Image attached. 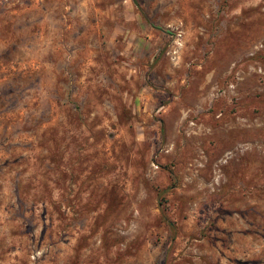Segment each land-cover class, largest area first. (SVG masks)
Here are the masks:
<instances>
[{"label":"rangeland","instance_id":"obj_1","mask_svg":"<svg viewBox=\"0 0 264 264\" xmlns=\"http://www.w3.org/2000/svg\"><path fill=\"white\" fill-rule=\"evenodd\" d=\"M0 264H264V0H0Z\"/></svg>","mask_w":264,"mask_h":264}]
</instances>
